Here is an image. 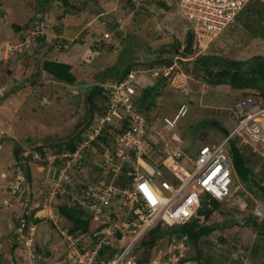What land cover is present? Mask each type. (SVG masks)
Segmentation results:
<instances>
[{
  "label": "rangeland",
  "instance_id": "1",
  "mask_svg": "<svg viewBox=\"0 0 264 264\" xmlns=\"http://www.w3.org/2000/svg\"><path fill=\"white\" fill-rule=\"evenodd\" d=\"M70 1L72 7L56 1L0 0V95L3 96L0 101V249L3 253L10 252L16 238V221L23 215L34 217L37 213L40 220L36 225V244L49 252L42 264H65L67 243L63 232L70 226L62 217L57 220L56 206L67 203V199L62 195L54 200L48 182L43 180L45 156L63 152L57 145L82 135L99 115L96 111L91 115L85 101L89 87L109 82L117 65L147 68L146 60L158 56L173 60L170 65L176 61L173 70L163 72L169 73L170 83L165 79L159 91L153 92L154 106L149 121L179 115L175 131L181 135L186 153L179 162L185 170L192 171L194 165L188 157L201 144L218 143L233 129L236 124L233 104L252 90L241 91L210 82L199 67L194 68L197 54L245 61L254 55L264 57V0H251L250 12L243 11L222 32L196 39L194 53L180 62L176 55L184 45L189 26L176 4L165 10L151 6L148 11L134 12L126 0ZM41 10L47 24L46 44L37 52L28 46L25 55L7 57L2 45L20 41V32L13 24L27 25L33 14ZM104 32L109 33V38H102ZM56 38L62 39L64 46L55 45ZM177 44L178 49L173 51ZM44 59L69 63L77 82L68 85L51 78L40 69ZM152 72L144 78L143 86L158 76ZM39 145L44 147L43 153L36 149ZM14 148L21 149V160L14 156ZM150 153L158 157V147L151 146ZM253 165L255 180L263 186L264 164L254 161ZM26 166L30 177L26 175ZM97 173L93 162L79 174L69 169L73 182L79 178L90 180ZM260 201L264 203L259 186L243 182L234 174L230 194L206 221L216 227L200 239L199 260L183 264H264V214H255ZM249 219H255L259 227H254ZM90 228H95L91 220ZM99 233L105 244L118 246L116 234L105 233L104 240L103 233ZM187 247L184 255L194 257L196 248L191 244ZM20 248L18 244L13 249V264H24L27 260ZM143 253V248L136 251L138 257ZM10 261L6 258L1 264Z\"/></svg>",
  "mask_w": 264,
  "mask_h": 264
},
{
  "label": "built area",
  "instance_id": "2",
  "mask_svg": "<svg viewBox=\"0 0 264 264\" xmlns=\"http://www.w3.org/2000/svg\"><path fill=\"white\" fill-rule=\"evenodd\" d=\"M126 1L134 10H138L151 7L160 0ZM248 1L165 0L169 6L176 4L179 7L189 27L200 37L220 33L235 21L237 13ZM39 17L23 41L15 45H2L7 57L22 53L36 34L45 32V23ZM108 37L109 33L104 32L102 38ZM159 70L155 68L151 71L158 74ZM149 72L143 68H133L123 78L104 83V113L89 125L73 151L45 156L47 163L43 165L46 170L43 180L48 182L54 200L66 195L67 204L84 208L95 225L86 235L74 236L65 229V264H177L188 249L183 240L172 238L165 248L154 246L150 260L145 263L137 262L138 256L133 249L157 224L169 227L194 217L202 222L197 210L204 194L219 201L230 194L234 176L228 150L231 138L239 137L242 143L264 158V97L247 95L241 97L233 107L236 119L233 129L218 143L201 144L194 155L188 157L194 165L192 171L185 170L179 162L186 154L182 138L173 130L179 115L152 122L133 108L135 90L143 87L144 78ZM122 123L126 126L122 132H115L111 145H102L96 161L98 173L93 179L81 181L79 178L73 182L69 169L78 174L85 168L84 161L92 159L85 151L91 147V142L101 129L106 125L120 128ZM153 145L158 147V157L150 153ZM170 174L178 179L177 183L169 178ZM255 214H264V203L261 201L256 205ZM60 218L57 217V220ZM24 222L22 219L16 228L20 250L27 257L24 264H40L47 257L44 254L46 248L36 246L37 224ZM98 232L117 235L118 246L109 259L98 256L104 244Z\"/></svg>",
  "mask_w": 264,
  "mask_h": 264
},
{
  "label": "trees",
  "instance_id": "3",
  "mask_svg": "<svg viewBox=\"0 0 264 264\" xmlns=\"http://www.w3.org/2000/svg\"><path fill=\"white\" fill-rule=\"evenodd\" d=\"M47 1H56L57 3L61 4L64 7H72L70 0H45V3ZM250 1L251 0H249L245 4V6L237 13L235 17V21H237L240 18V15L243 11L246 13L250 12L252 8L249 5ZM152 6L156 7L157 9H164V10L170 8V6L166 4L165 0L155 1ZM145 10L148 11L149 7L134 10V12L145 11ZM42 12L43 10H41V12L36 11L27 25L13 24L15 30L17 32H20L19 34L20 41H23L26 38V36L30 34L32 28H34V22L38 18V15H40L39 17L40 20H43L45 23V18ZM233 23H231L227 27H230ZM246 26L248 27V25ZM44 29L45 32L43 34L40 33L36 34L33 37V40L29 44V47L31 46V50L33 49L34 52H37L38 48L43 47V45L46 44L47 42L46 39L48 35L46 34L47 24H44ZM196 39H201V37L198 36L191 27H188L185 34L184 45L182 46L180 53L176 55V57H179L178 58L179 62L181 60H184L183 58L184 56L187 57V55H191L194 53V50L196 48V46H194V43ZM55 40H56L55 45L58 46V44H61L62 46H64L65 42L62 41V39L56 38ZM96 47L97 49L100 48L98 45H96ZM178 47L179 44L176 45L173 51L177 50ZM24 52L25 51H23L22 53L14 54L11 56V58L21 57L25 55ZM172 61L168 57L158 56L155 59L146 60V63L144 64V67L147 68H143V69L146 70H149V68H151V70L155 68L161 69L157 74L158 76H155V78H153L154 80H152L150 83H148L147 85L141 88L137 87L133 95L134 98L133 108L139 111L140 113L144 114L148 120L150 119V113L152 111L151 109L154 106L153 92L159 91L160 85L163 83L165 79H168L170 83L169 78H167L169 73L164 75L163 72L164 70L167 69L173 70L176 61L174 62V65H170ZM194 65H195L194 68L199 67L202 70V72L205 74V76L208 78L210 82L227 84L232 88H236L241 91L252 89L249 92L248 91L245 92L244 96H247L249 94H254L259 98L264 97V57H262L261 55H254L253 57H251V59L245 61V60L231 59V58L212 55V54L199 55L198 53L196 58L194 59ZM133 68L134 66L130 68L128 64H124L123 66L117 65L116 68L112 70L113 73L111 72L113 74V76H111L112 77L111 80L114 79L119 80L123 78L128 73V71ZM40 69L45 73H47L51 78L59 82H63L68 85H73L77 82V77L71 71V65L69 63L57 61V60L44 59L41 62ZM253 90H257V91H253ZM240 98L237 99V102L240 100ZM2 99L3 96L0 95V101ZM105 99H106V95H105L103 83L93 84L91 87L88 88V91L86 92L85 95V101L89 103V110L91 115L95 111L98 112L99 115L104 113ZM237 102H235L233 105H235ZM174 117L175 115L172 116V119ZM125 126L126 124L122 123L120 128H115L113 125H106L104 126V128L101 129L100 134L96 137V139H94L91 142L90 145L91 147L85 151L88 155L92 156V159H88L84 161L85 168L86 165L93 162L95 164L96 169H98V164L96 163V161L99 152L102 148V145L110 146L113 141V136L115 135V132L117 133L122 132ZM175 128L177 129V123L173 126V130H175ZM87 129L88 128H86L84 131L86 132ZM84 133L82 135L80 133L74 136L73 138H69L68 140L64 141L62 145L61 144L57 145L60 148L59 150L73 151L77 143H79L82 140V137L85 135ZM51 146L53 147L54 145ZM36 149L42 153L44 152V147L42 145H39L38 147H36ZM20 150L21 149L19 148H14L13 151L14 156L19 158V160H21L22 158L21 156L19 157ZM228 150L232 159L234 174H236L237 177L243 182H253L257 184L261 190V197L264 199V185L263 186L259 185V183L255 180V173L253 169L254 161L255 163L260 162L264 164L263 157H261L257 152L253 151L249 145L242 143L239 140V137L237 136L229 140ZM246 152L248 154L247 156L245 155ZM26 159L27 161L29 160V158ZM25 171L27 177H30L29 176L30 170L27 166L25 167ZM169 178L174 183L178 182V179H176L171 174L169 175ZM90 179H93V177H90ZM222 201L211 198L209 195L204 194L200 206L197 210V214L199 216H202L203 219L202 222H200V219L198 217H194L187 222L169 227L161 226V224H157L142 238V240L137 245V247L133 249L134 252L136 251L138 252L139 249L141 248L144 249L143 255L137 258V262L145 263L149 261L154 246L165 248L172 238L176 240H183L187 246L188 244L189 245L191 244L194 248H196V255L194 257L184 255L179 259L177 264H183L185 262H189L192 260H199L200 251L197 250V246L200 239L203 238L204 236L209 235L211 232L215 230L216 227L215 225L206 223V221L209 220V218L211 217L214 211L219 210ZM56 210H57L56 211L57 214L60 217L69 221L70 226L68 227V229H66V232L68 234H72L74 236L88 234L90 229L91 219H90V214L84 208L63 203V204H58L56 206ZM31 216L23 215L21 218H19L15 223L16 228L21 224L22 219H24L25 224L30 221L35 223L39 222L40 219L38 217H31ZM249 220L252 222V225L254 227H259V223L255 219H249ZM17 245H18L17 238H14L11 243V250L17 248ZM115 250H116L115 248H112L104 243L102 244V248L98 252V256L99 258L104 257L105 256L104 254H106L105 251H107L105 259H109L110 256L115 252ZM44 254L46 257L47 254H49L47 249L45 250ZM44 261L45 259L41 260L40 264H42V262Z\"/></svg>",
  "mask_w": 264,
  "mask_h": 264
},
{
  "label": "crops",
  "instance_id": "4",
  "mask_svg": "<svg viewBox=\"0 0 264 264\" xmlns=\"http://www.w3.org/2000/svg\"><path fill=\"white\" fill-rule=\"evenodd\" d=\"M1 234H2V233H1ZM46 242H47V241H46ZM46 242H45L44 244H46ZM1 246H2V244H1V242H0V248H1ZM12 252H13V250H10V252H5V253H3V252H1V249H0V264H1L2 261L5 262V259H6V258H8V259L11 260V261L9 262L10 264H13V263H14V259H13V257H12Z\"/></svg>",
  "mask_w": 264,
  "mask_h": 264
},
{
  "label": "clouds",
  "instance_id": "5",
  "mask_svg": "<svg viewBox=\"0 0 264 264\" xmlns=\"http://www.w3.org/2000/svg\"><path fill=\"white\" fill-rule=\"evenodd\" d=\"M37 224V223H36Z\"/></svg>",
  "mask_w": 264,
  "mask_h": 264
}]
</instances>
